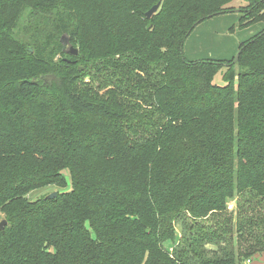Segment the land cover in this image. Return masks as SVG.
<instances>
[{
  "label": "trees",
  "instance_id": "1",
  "mask_svg": "<svg viewBox=\"0 0 264 264\" xmlns=\"http://www.w3.org/2000/svg\"><path fill=\"white\" fill-rule=\"evenodd\" d=\"M234 2L0 0V264L264 253V28L236 63L183 55ZM242 2L236 27L264 25V0ZM66 172L70 191L28 199Z\"/></svg>",
  "mask_w": 264,
  "mask_h": 264
},
{
  "label": "rangeland",
  "instance_id": "2",
  "mask_svg": "<svg viewBox=\"0 0 264 264\" xmlns=\"http://www.w3.org/2000/svg\"><path fill=\"white\" fill-rule=\"evenodd\" d=\"M241 2V4H240ZM242 0H235L233 6L235 9L231 13L218 15L207 21L197 25L183 45V55L187 60L215 59L220 61H229L238 53L240 44L249 41L255 35L260 33L264 28L262 23H256L250 26L239 29L236 27L238 16L241 14L234 11L239 10L238 6H243ZM66 53V52H65ZM67 54V53H66ZM68 55V54H67ZM64 58V57H63ZM216 83H222L221 74L215 78ZM67 186L59 190L55 187H46L40 190L31 192L28 195L29 200L58 191H70L71 181L68 173H65ZM236 209L235 201L228 202V212ZM3 215L0 213V222ZM210 220L204 221V225H209ZM177 236L183 238V233L176 226ZM208 246L207 249H210ZM251 264H264V253L254 255L251 259ZM249 264V263H248Z\"/></svg>",
  "mask_w": 264,
  "mask_h": 264
},
{
  "label": "water",
  "instance_id": "3",
  "mask_svg": "<svg viewBox=\"0 0 264 264\" xmlns=\"http://www.w3.org/2000/svg\"><path fill=\"white\" fill-rule=\"evenodd\" d=\"M160 4L161 2L159 1L157 4H155L154 6H152L145 14V18L147 20H149L159 9L160 7ZM233 12V11H232ZM235 13H238L240 14L241 11L240 10H237V11H234ZM228 13H231V12H228ZM227 14V13H225ZM223 15V14H222ZM216 17V16H215ZM213 18V17H212ZM211 19V18H210ZM61 43L63 45V51L66 52L68 55H71V56H77L78 55V50L73 48L69 42V39L67 37H62L61 38ZM31 51V50H29ZM240 51H238V53L236 54V56L233 58V63H236L239 56H240ZM57 196V193L54 192V193H51L49 194L48 196H46V200H53L55 199ZM6 222L5 221H2L0 222V230H3L4 226H5Z\"/></svg>",
  "mask_w": 264,
  "mask_h": 264
},
{
  "label": "built area",
  "instance_id": "4",
  "mask_svg": "<svg viewBox=\"0 0 264 264\" xmlns=\"http://www.w3.org/2000/svg\"><path fill=\"white\" fill-rule=\"evenodd\" d=\"M250 263V260H246L243 264H248Z\"/></svg>",
  "mask_w": 264,
  "mask_h": 264
},
{
  "label": "crops",
  "instance_id": "5",
  "mask_svg": "<svg viewBox=\"0 0 264 264\" xmlns=\"http://www.w3.org/2000/svg\"><path fill=\"white\" fill-rule=\"evenodd\" d=\"M240 16V15H239ZM239 16H238V18H239ZM249 264H251V261H250V263Z\"/></svg>",
  "mask_w": 264,
  "mask_h": 264
}]
</instances>
